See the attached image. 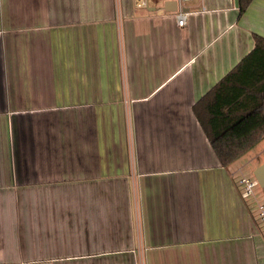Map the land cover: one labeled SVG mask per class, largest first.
Masks as SVG:
<instances>
[{"label":"crops","instance_id":"obj_1","mask_svg":"<svg viewBox=\"0 0 264 264\" xmlns=\"http://www.w3.org/2000/svg\"><path fill=\"white\" fill-rule=\"evenodd\" d=\"M169 1L0 0V264H264V139L222 167L193 112L264 0Z\"/></svg>","mask_w":264,"mask_h":264},{"label":"trees","instance_id":"obj_2","mask_svg":"<svg viewBox=\"0 0 264 264\" xmlns=\"http://www.w3.org/2000/svg\"><path fill=\"white\" fill-rule=\"evenodd\" d=\"M253 0H237L242 15ZM193 106L222 167L264 139V38Z\"/></svg>","mask_w":264,"mask_h":264},{"label":"built area","instance_id":"obj_3","mask_svg":"<svg viewBox=\"0 0 264 264\" xmlns=\"http://www.w3.org/2000/svg\"><path fill=\"white\" fill-rule=\"evenodd\" d=\"M134 1L139 6H145L147 4V0H134ZM188 1H194V0H177L179 13L176 14V23L180 27H183L186 25V18L188 16V13L183 12L181 10V8H182V4L184 2H188ZM237 184L239 186L240 194H241L242 198H245V197L255 198L256 188L259 187L256 180H252V179L246 177L245 175L241 174L238 177ZM260 188L264 189V186L260 187ZM255 202H256L257 221L262 225V232L264 235V196H263V199H261L259 201L256 200Z\"/></svg>","mask_w":264,"mask_h":264},{"label":"water","instance_id":"obj_4","mask_svg":"<svg viewBox=\"0 0 264 264\" xmlns=\"http://www.w3.org/2000/svg\"><path fill=\"white\" fill-rule=\"evenodd\" d=\"M164 10L169 12H175L178 10L177 2L176 1H169L164 5ZM254 178L257 181L260 187L264 186V163L261 164L256 170L254 171Z\"/></svg>","mask_w":264,"mask_h":264},{"label":"rangeland","instance_id":"obj_5","mask_svg":"<svg viewBox=\"0 0 264 264\" xmlns=\"http://www.w3.org/2000/svg\"><path fill=\"white\" fill-rule=\"evenodd\" d=\"M259 146V145H258ZM262 144L260 145V147H255L253 149H251V151H249L245 156H243L241 159H239L238 162H241V163H245V160H248V159H251L253 158L264 146V143H263V146ZM244 160V162H243ZM259 163V161H256V164ZM253 165V164H252ZM251 165V166H252ZM255 165V164H254ZM249 166L248 169L245 171L246 173L244 174L246 177H249L250 179L252 180H255L253 175L251 174V169L254 167V166ZM258 168V167H257ZM256 170V169H255Z\"/></svg>","mask_w":264,"mask_h":264}]
</instances>
